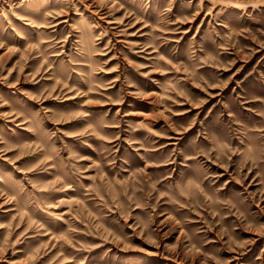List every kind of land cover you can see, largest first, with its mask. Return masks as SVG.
<instances>
[{"label":"rangeland","instance_id":"1","mask_svg":"<svg viewBox=\"0 0 264 264\" xmlns=\"http://www.w3.org/2000/svg\"><path fill=\"white\" fill-rule=\"evenodd\" d=\"M0 264H264V0H0Z\"/></svg>","mask_w":264,"mask_h":264}]
</instances>
